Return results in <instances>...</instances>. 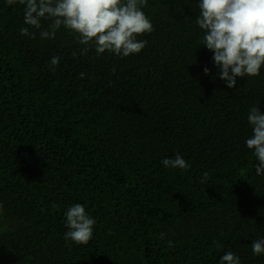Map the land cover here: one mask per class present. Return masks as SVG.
Listing matches in <instances>:
<instances>
[{
  "label": "trees",
  "instance_id": "16d2710c",
  "mask_svg": "<svg viewBox=\"0 0 264 264\" xmlns=\"http://www.w3.org/2000/svg\"><path fill=\"white\" fill-rule=\"evenodd\" d=\"M199 2L148 0L154 31L121 58L82 54L63 27L21 35L24 6L0 0V264H221L228 251L264 264L251 248L264 175L245 143L264 67L228 88L200 43ZM177 153L190 169L161 163ZM75 203L96 220L87 245L64 239Z\"/></svg>",
  "mask_w": 264,
  "mask_h": 264
},
{
  "label": "clouds",
  "instance_id": "9594fccd",
  "mask_svg": "<svg viewBox=\"0 0 264 264\" xmlns=\"http://www.w3.org/2000/svg\"><path fill=\"white\" fill-rule=\"evenodd\" d=\"M8 6L17 3L24 6V24L20 33L36 38V31L42 39H55L62 27L76 34L77 42L87 55L95 49L97 55L115 54L129 57L139 54L147 45L139 37L151 34L154 26L142 10L148 0H6ZM196 24L203 30L201 45L213 53L217 75L228 88H236L237 77H259L264 67V0H200ZM48 21L44 28L42 21ZM30 28L34 31L30 32ZM75 56L76 53L74 52ZM60 63L53 57L49 68L55 71ZM210 75V69L204 68ZM84 73H80L83 78ZM248 122L252 134L246 139L248 149L253 150L256 160V174L264 175V113L258 106L251 107ZM161 163L166 168L187 171L191 165L182 155L165 158ZM209 179L205 172L200 179L204 184ZM56 208L57 205H51ZM3 204L0 202V210ZM96 220L81 203L71 205L65 212L64 239L77 245H87L93 239ZM160 233L159 239H164ZM169 247L171 240L166 241ZM254 255L264 254V238L253 240ZM221 264H241V259L232 251L220 257Z\"/></svg>",
  "mask_w": 264,
  "mask_h": 264
}]
</instances>
